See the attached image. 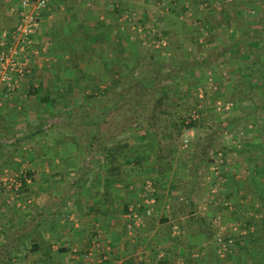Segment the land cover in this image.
<instances>
[{"label":"crops","instance_id":"1","mask_svg":"<svg viewBox=\"0 0 264 264\" xmlns=\"http://www.w3.org/2000/svg\"><path fill=\"white\" fill-rule=\"evenodd\" d=\"M20 1L0 0V36L3 31L11 30L17 23L19 19L17 9ZM47 1L48 8L43 12L35 32L40 57L34 64L29 80V83L34 84L33 89L38 92L34 94H41L43 97L39 105H34L30 98L33 90H27V92L20 91L13 99L0 101V135L14 136L17 142L24 144L30 142L37 149L35 154L25 152V149L21 147L15 150V153L14 151L10 153L9 148L13 149V147L8 144V140L7 145L0 148V171L8 164H11V168L14 169L24 166L33 177V183L26 185V190L23 191L19 200L20 203L22 202L21 206H18L16 202L10 205L6 203L0 205V264H159L162 259L171 260L169 255L172 247L176 248L178 255L182 258L180 264H184L183 257L193 245L201 250L204 248L201 247L203 242L206 245L209 243V241L206 242L204 236V227L207 226L206 223L211 226L213 222L211 223V219L207 222L208 217L223 211L227 212L224 214L225 217L230 218L240 210L247 215L241 214L245 218L244 224L250 217L253 218V214L260 210L258 208L260 203L256 204L255 200V205L253 204V191L259 193L261 184H264V166L261 167L263 173L257 176L260 180L258 179L259 181L253 184L255 182L253 174H257L254 170L258 166L254 159H257L260 154H262L260 156L264 155V152L249 151L253 147L251 146L253 145L252 140L258 142L256 136L245 140L246 144L244 143L242 150L235 152L232 157V161H235L233 163L239 166L244 165L250 170L249 177L251 178L238 176L235 170L237 164L227 168L222 166L215 178L207 180L209 187L203 202H199L195 194L197 190L194 184L195 178L191 179L190 184L188 182L185 184L182 180L183 177L186 178L184 170L178 172L176 166L172 168L171 159L173 157L162 156L158 146H154L152 141H149L151 144H146V141L141 142L144 148L148 149L146 153H142L145 154L143 162L138 163L134 160L137 154L135 149L121 154V160L131 163L122 164L121 176L116 177L108 175L107 160L99 157L98 153L91 157L85 152L84 156H87L89 160L87 169L90 171L81 181L82 188L79 191L81 190L82 193H77L74 185L76 178H72L71 174L79 176L83 172L82 164L80 162L77 166L75 164L76 160L83 158L80 156L83 152L76 150V143L70 137L80 140L81 136L77 137V134L73 133L64 136V133L60 132L62 120L53 118L48 121L45 119L47 116L44 111L45 107L41 104H45L44 96L47 95L48 80L52 75L48 79L44 72L48 66H57L63 62V71H55L54 83L65 75L69 80L76 79L77 72L82 69L86 70L88 75L92 74L93 70L88 69L86 65L104 62L103 58L99 59L101 54L96 55V51L92 49L96 47L93 42L95 33L99 36L102 34V31L100 33L94 29V25L99 22L104 23L99 28L104 29L105 34L107 33L108 42L101 43L98 49L107 57L111 46L117 45L120 41L118 33H121L123 29L121 26L117 28V23L119 24L125 7L121 0H109L108 6L105 2L98 5V2L93 0ZM175 1L177 4V0ZM179 1L182 5L180 16L183 23L190 21L195 24V27L198 25H201L203 29L207 27L209 38L205 40L206 43L210 48H220L215 54L222 52L224 46H231L221 56L226 55L231 58L233 64L236 58L240 57L238 54H243V50L249 49L248 41H251L246 40V37L242 38L240 30L250 33L254 38L256 31L260 32L264 29V23L256 21L255 18L258 15L260 18L264 17V11L261 10V7H264V0ZM97 5L102 9L107 8L109 13L103 10V15L92 22L94 9L97 10L94 7ZM110 6L112 8H109ZM87 9L88 12H84ZM113 15H115L116 23L114 19L111 21L110 16ZM62 25L65 27L64 35L69 34L68 42L72 46H68L71 50L64 54L60 50L67 42L58 47L55 46V39L60 33L58 28ZM235 31H239V34L233 35ZM74 38L81 40L80 46L72 41ZM246 53L241 56V60L245 58L242 61L248 63L253 58L254 61L256 52L248 50ZM232 63L229 62L228 66L233 65ZM255 73L257 81L264 79V66L258 68ZM90 76L103 75L99 72L97 75ZM257 81L255 83H258ZM259 83L261 85L262 81ZM75 89L72 87L71 93L74 94ZM45 105L48 106L47 103ZM28 126L35 128L41 126L44 130L36 133L33 130V133L32 130L27 129ZM21 127L24 129L20 131L26 136L22 138L23 140L20 138L22 133L19 134L18 131ZM4 138L6 139L5 135ZM16 140L10 141L16 142ZM259 142H262L261 139ZM226 149L230 152L236 148L234 145H229ZM127 155L129 158L124 159L123 157ZM10 156L16 161L19 156L25 157H22L21 162L7 163L6 158ZM145 172L152 173L156 182L157 179L161 180L164 177L165 181L161 182L166 184L158 188L153 214L149 216L145 215L146 208L143 209V203H145L143 174ZM225 173H227L226 176H224ZM228 175L231 178L227 177ZM223 203L228 205L224 207ZM186 206L198 215L193 222L200 223L201 227L187 232L189 239L187 238L183 244L181 240L183 241L184 237H181V234L184 230L186 232L192 222V220H186ZM249 208L255 212L250 211ZM48 209L53 212L47 217L45 212ZM135 214L143 215L145 226L135 228L134 234H131L129 227L134 224ZM35 227L36 229L33 230L32 228ZM176 227L179 233L181 231L178 235L175 234ZM244 229L248 230V228ZM97 242L99 246L96 247ZM249 248H251L250 245ZM252 252L254 257L259 255L258 261L264 264L262 261L264 257L260 252L255 253L254 250ZM244 259L245 255L242 253L240 262L245 263L246 259Z\"/></svg>","mask_w":264,"mask_h":264},{"label":"rangeland","instance_id":"2","mask_svg":"<svg viewBox=\"0 0 264 264\" xmlns=\"http://www.w3.org/2000/svg\"><path fill=\"white\" fill-rule=\"evenodd\" d=\"M93 1L98 2V5L101 2H105L106 6H108L109 4V0ZM121 2H123L125 8L124 11H122V13L124 14L120 16L121 20H119V24L117 23V28L118 26L119 28L121 26V28L123 29L121 30V33H118V35L120 36L119 44H121L122 46H128L129 49L137 47L142 52V55L140 56V66L138 65L139 67H136V75H138V73L142 70L141 68H143L144 66H148L147 59H149V56L152 55V53L156 54V56L158 57H165L167 65L169 66L168 63H170L171 58L177 62L184 61L185 59L198 62L202 61L209 54L215 53L217 50H220V48H210L206 43L205 40L209 38V35L207 34V27H204V29L201 28V25H196L197 27H195V24L190 21H186L185 24L183 23L181 16L178 15L182 13V5H180L181 1L179 0H177V4H175V0H121ZM257 4L259 5V3ZM98 5L94 7L97 8V10L95 11L94 9V13L92 14V22L94 21V19H99V17L103 15V10H106V12L109 11L107 8L102 9ZM109 8L112 7L110 6ZM84 12H88V9ZM183 12L185 13V10ZM42 15L43 13L39 16V24ZM110 18L111 21L112 19H114V22L116 23L115 15L110 16ZM255 18L256 21H260L261 19L259 15ZM168 31L171 32V36L166 34V32ZM169 38L171 44L166 51L164 50V46L168 44L167 42ZM33 39L35 42L34 47L38 51L37 53H33L30 60V71L24 78V80L26 81L25 92H27V90H34V84L32 82L29 83V80L31 78L32 70L35 66L34 64H36L37 58L40 57L39 47L38 43L36 42L37 39L35 34ZM262 44H264V42H262ZM246 51H248V49L242 51L244 55L247 54ZM97 54H101L102 58L104 59L110 58L108 57L109 55H107L106 57L104 52H101L100 49L96 50V55ZM243 54H238L240 57L236 58L234 64L232 63L231 58H228L226 55L224 57L220 55L217 59H214L209 66L202 67L201 65L196 64L195 66H192L189 72L178 75V77L174 78V80L171 79L172 84L168 87L170 88V96L165 99L164 107L167 108L168 106L172 114L162 115V117L157 120V124L161 125L158 130L159 135H157V138L150 135L147 140H144L141 138V136H149L146 134V130H140L139 132H136L135 130L133 131V129L130 131H125V133L120 137L124 140L129 139V143L132 146L134 144L138 147L143 146L141 143L142 141H146L147 144L150 143V138L156 139V142H154V144H156V146L160 148V154L162 156L164 155L165 157H173V159H171L173 162L172 168L176 166V169L178 168V172H183L184 170L186 178L183 177L182 180L185 181V184L187 182L190 184L191 179L195 178L194 180L196 182L194 184L197 186L195 194L196 196H198L199 202H203L204 195L206 194L209 187L207 180H212L213 178H215V176L218 175L217 173L221 171L222 166H225V168L233 165L236 166L237 163H233L235 161H232V157H234L235 152L242 150L245 140H249V138L253 139L252 137L256 136L258 142L252 140L253 145L251 146L253 147H251L249 151H260L261 153L264 152V79L258 81L256 80V71H253L252 66L249 65V63L253 61V58L251 62L246 63V61H242L245 60V58L242 57L243 59L241 60V56H243ZM136 58L137 59L134 60V63L137 65L138 56H136ZM83 60L86 61L85 58H83ZM229 62L233 65L229 64L228 66ZM63 64L64 63L62 62L57 66H48L46 68L44 75L47 78L52 75L50 79L48 78L49 83L54 82V77H56V70H58L59 72L63 71ZM76 64H78V62ZM91 64H87L86 67L93 70L92 74L97 75L99 74V72H101V75H107L103 64ZM60 66H62V68H59ZM82 66L84 67V64H82ZM168 66L165 67V72H169V70H171V67ZM258 68L259 67H256V70H258ZM61 79L68 80L66 75L63 76V78L61 77ZM173 81H175L176 84H174ZM249 81L250 83H248ZM256 81L258 83H255ZM261 81L262 84L260 85L259 82ZM106 82L109 83L110 81L106 80L105 82H101L100 85L102 88L106 86ZM164 82L165 84L163 85H166V81ZM74 92V94L71 93V95H69V102H65L67 101V99L63 100V102H57V105L54 107V111L56 113H62L71 108L75 109L76 113L74 116V120L75 122H79L82 120L79 114L80 111L78 110L79 106L81 104L87 106L88 104L85 98L82 96L83 94H81L78 87L74 90ZM161 96H163L162 92H158L157 94L154 93L153 100H157V98ZM42 97L43 95L41 94L33 93L30 95V98H32L34 105H39V101ZM99 99L102 101L99 102ZM105 99L106 98L103 95L101 96L98 93L96 98L94 99V104L100 103V106L104 107V104L108 103ZM134 101L136 100L134 99ZM45 104L41 105L45 107L44 111H48V106ZM153 104L150 105V108L153 106ZM193 119L198 121L195 127L186 128L181 133L177 131L176 126L179 125L178 123L183 121L188 124ZM224 122H229V124L223 132L219 133L218 128ZM63 123L65 125L66 121L64 120ZM78 126L72 125L68 122L67 126L63 127L60 132L64 133V136L71 135L73 132H75V135L77 134V137L78 135L81 136L80 140L78 139L79 146L76 145V150L79 152H83V154L80 155L83 158H79V160H76L75 164L77 166L80 162L82 166H86L89 160L87 156H84V153L86 151L85 144H87L90 129H88L87 127L84 128ZM231 127H233V129ZM33 128L34 127L32 126L27 127L29 131L33 130ZM105 128L106 127L103 128L104 131ZM20 129H24V127L18 129L19 134L22 133L20 138L21 140H23L22 138L25 136V134H23ZM116 130L117 129H115L113 132H115ZM165 135H170V137L168 139L164 138ZM10 137L11 139H9V141L12 139H16L13 136ZM187 137L189 138V141L186 144L183 140ZM259 139H261L262 142H259ZM158 141L160 144L158 143ZM8 144L12 146L13 143L10 144L8 142ZM209 145H215V147L219 148L220 150L210 151L213 163H208V165L206 166L207 162L204 163L202 161V156L204 154L203 149H207V146ZM229 145H234L236 149H233L229 152L226 149ZM20 147L25 149V152H29L30 154H35L37 152V149L34 145H32V143L29 142L27 144H24L20 142V144H17L16 148H9L10 153L13 151L15 153V150H18ZM224 147L225 150L223 149ZM140 150L144 153L148 151L147 148L144 150ZM223 150L225 151V153ZM14 153H12V155ZM224 154H226V157L224 156ZM260 155H258L259 157H257V159H254V161L257 163L256 165L258 166L254 170L257 172V174H253L255 177V182L253 184L260 180L257 176L264 171V169L262 171L261 168L264 166V155ZM19 157L17 160L20 161L22 157L25 156ZM12 158V156L7 157L6 162H18L14 160V158L12 160ZM169 162L170 161L168 160V163ZM25 163L27 164L26 161ZM27 165L29 166V164ZM8 167H11V164H8L6 167L3 166L0 173ZM236 167L237 168L235 170L238 176L240 175L241 177H246L247 179L251 178L249 177L250 170H248L247 167H244V165L239 166V164H237ZM240 167L242 168L240 169ZM143 175L145 182L148 178L152 180L157 193L159 191L158 188L166 185L165 183L161 182L165 181L164 177H162L161 180L157 179L156 182L153 178L154 175L152 173L145 172ZM226 175L227 173L224 174V176ZM71 176L72 178H77V175L75 174H71ZM227 177H229V175ZM31 178L33 183V177L31 176ZM166 183L169 184L168 182ZM144 186L145 183L143 187ZM25 190L26 189H24L23 191ZM253 194L254 197H252V199H254V203H252L255 205V200L256 204L260 203V207H258L260 210H258L259 212L253 214V218H249L247 223L251 226L248 230L244 229L245 218L241 215L244 211L238 210L234 216L227 218L224 215L227 214V212H223L220 209V214L215 213V216L213 215L214 217L211 216L212 218H207V222L210 219L212 220L211 223H213L211 224V226L209 223H206L207 226L204 227V236L207 240L206 242L209 241V243L206 245L205 242H203L201 247L204 248H201V250L193 245L187 251L188 253H186V255L183 257V260L189 264H263L258 261L260 259L259 255H257L256 257L253 256L252 250H254V247L250 244H248V246L246 245L248 242L253 240L254 242H257V245L263 242L262 248H264V200L262 202L258 200V197L260 196L259 193L253 191ZM186 203L187 201L185 202V204ZM223 205L224 207L227 206L224 203ZM143 206V209H145V203H143ZM186 209V220H192V222L188 226V229H186V232L184 230V232L181 234V237H184V240H181L183 244L185 243V241H187V232H191L196 227H199L201 225L200 223L193 222L194 220H196L198 215L195 212H192L189 206ZM250 211L255 212V210L253 211V209H250ZM152 214L153 213H151L150 215ZM141 222L143 223L139 226L134 223L131 227H129L131 234H134V231L136 230L135 228H143L145 226L143 215L141 218ZM174 230L175 234L178 235L179 229H177L176 227ZM230 238L233 240L231 246H227L226 249H223L222 245L219 242L220 239H222L224 242L225 240H228ZM239 244H241V246ZM243 245H245V247L247 246V248L242 249ZM249 245L251 246V248H249ZM97 246H99V242L96 243V247ZM157 248L161 250L160 247ZM242 253H244L245 255V263L244 261L240 262ZM260 254L264 257V253L262 254L260 252ZM169 256L171 258V260H169L171 264H180L182 258L178 255L175 247L171 248Z\"/></svg>","mask_w":264,"mask_h":264},{"label":"trees","instance_id":"3","mask_svg":"<svg viewBox=\"0 0 264 264\" xmlns=\"http://www.w3.org/2000/svg\"><path fill=\"white\" fill-rule=\"evenodd\" d=\"M261 10L264 11L263 6L261 7ZM260 21L264 23V17H262ZM103 25L104 23L102 22L95 23L94 25V29L96 31L98 30L100 33L102 31V34H100L99 36L98 33H95V36L93 37V42H95L96 47L92 48L93 51H96L100 47L101 43L108 42L107 33L105 34V30L99 28ZM64 28L65 27L63 25L58 28L60 33L57 34L58 38L55 39V46L57 47L67 42L66 44H64V48L60 50L62 54L71 50L69 47H72L69 45L68 42L70 39L69 34L65 33L67 35H64ZM233 33V35H237L239 34V31H235ZM240 33V36L242 35V38L246 37V40H251L248 41V50L255 51L256 56L254 61H252L249 65L252 66L253 71L257 72L258 70H256V67L260 68L261 66H264V44L262 45V42H264V29L260 32L256 31V34L253 36L254 38H252L250 33L245 32L244 30H240ZM166 34L170 35L171 32L168 31L166 32ZM261 40L263 41L261 42ZM72 41L74 43H77V46H80L81 40L74 38ZM167 43L168 46H164V50L166 51L169 45L171 44L170 38L168 39ZM230 47L231 46H224L222 48V52H219L218 54L211 53L206 56L202 61L198 62L194 60L190 61L189 59L177 62L171 58L170 63H168L169 66L167 65L165 57H158L156 56V54L152 53V55L149 56V59H147L148 66H144L143 68H141L142 70L138 73V75H136V67L140 66V56L142 55V52L137 47L129 49L128 46H122L119 43L117 45H112L108 54V57L110 58H103L104 62H98L106 67V76H90L87 74L86 70L82 69L80 70V72H77L78 77L76 79H58L57 82L48 84L49 87L46 90L47 95L44 96V101L45 103H48L47 109L49 110L45 111V114L47 115L45 119L48 121L53 120V118H58L63 121L65 120L66 124H61V129L63 127H66L68 122L75 126L79 125L78 127H87L88 129H90V133L88 136L89 139H87V144H85V152L87 154H90L91 157L95 156V154L98 153L99 157L104 158V160H107V162L109 163L108 175L112 177H116L117 175L121 176V165L131 163L124 162V160H121V154H126L127 152H130L131 150L135 149V152H137V154L136 158L133 159L136 160V162L138 163L143 162V156L145 155H143V151L140 150L145 149L144 145L138 147L133 144L132 146L129 143V139L124 140L123 138H120L125 133V131H130L132 129L136 132H139L140 130H146V134L149 136H141L142 139L147 140L150 135L157 138V135H159L158 130L161 126L157 124V120H159L162 115L172 114L168 106L167 108L164 107L165 99L170 96V88L168 87L172 84L171 79L174 80V78L178 77V75L189 72L192 66H195L196 64L201 65L202 67L209 66L214 59H217L219 55H223L222 53L228 51ZM136 56H138L137 65L134 63V60L137 59ZM99 59L102 60L101 55H99ZM166 66L171 67V70H169V72H165L164 69ZM76 67H78L77 64L75 68ZM106 80L110 82H106V86L102 88L100 84L101 82H105ZM164 81H166V85H163L165 84ZM173 83L176 84L175 81H173ZM248 83H250V81ZM72 87H78L80 89L81 94H83L82 96L85 98L88 104L87 106L82 104L79 106L78 110L80 111L79 114L82 119L79 122H75L74 120V116L76 113L75 109L71 108L62 113H56L54 111V107L57 105V102H63V100L66 99L67 101L65 102H69L68 97H70L69 95H71ZM8 89L9 88L7 86H4L2 88V91L0 92V97H3L4 93H6ZM20 91H26L25 80L21 81L20 88L14 92L13 98L15 95L19 94ZM36 92L37 90L32 91V93ZM158 92H162L163 96L158 97L157 100H153L154 93L157 94ZM98 93L101 96L103 95L106 98L105 100H107L108 102L104 104V107L100 106V103L94 104V99L96 98ZM134 99L136 101H134ZM100 101L102 100L99 99V102ZM151 104H153V106L150 108ZM197 122L198 121L196 120H191L188 124H186L185 122L181 121L180 123H178L179 125L176 126L177 131L181 133L186 128L195 127L197 125ZM228 124L229 122H224L221 126H219L218 132H223L225 128H227ZM104 127H106L105 131L103 129ZM115 129L117 130L113 132ZM33 130L36 133L37 131L40 132L44 130V128L41 126L36 128L34 127ZM73 134H75V132H73ZM4 135L6 139H3ZM4 135H0V148L4 145H7V140L10 144L13 143V147H17V144H20V142H17L16 139V142L9 141L11 137L7 134ZM169 137L170 135L164 136V138L167 139ZM70 139L74 141L76 145L79 144L78 139H75L74 137H70ZM150 141H152L153 145L156 146V144H154V142H156V139L150 138ZM223 149L225 150V147ZM216 150L219 151L220 149L215 147V145H209L207 146V149H203L204 154L202 156V161L204 163L207 162L206 166L208 165V163L212 162L210 151ZM224 156L226 157V154H224ZM123 158L126 159L129 158V156L127 155ZM87 168V165H84L82 167L83 172L81 173V175L78 174L79 176H77L74 181V185L77 188V193L79 194L82 193L81 190L79 191V189L82 188L81 181L85 178V176H87L88 172L90 171H88ZM31 174L32 173H30V175ZM263 185L264 184L262 183L260 186V196L258 197V200H260L261 202L264 200ZM52 212L53 211L51 209H48L45 212V215L48 217L49 214ZM250 226V224L246 223L244 228L249 229ZM36 227H38L37 224ZM36 227L32 229L35 230ZM20 243L21 240L19 241V245ZM262 243L257 245L256 241L254 242L252 240L248 242V244L254 247L253 249L255 253L259 251L263 254L264 248H262ZM248 244L246 245L248 246ZM239 245L241 246V244ZM262 261L264 262L263 258ZM159 264H169V261L165 258L162 259ZM184 264L189 263L184 262Z\"/></svg>","mask_w":264,"mask_h":264},{"label":"built area","instance_id":"4","mask_svg":"<svg viewBox=\"0 0 264 264\" xmlns=\"http://www.w3.org/2000/svg\"><path fill=\"white\" fill-rule=\"evenodd\" d=\"M48 8L47 0H21L17 13L18 21L14 28L3 31L0 36V88L7 86L9 89L4 93L2 100L13 98L14 92L20 88L21 81L30 71V60L33 53H37L34 47V34L39 26V16ZM194 120V119H193ZM188 123V121H187ZM186 144L189 138L183 140ZM19 162V160H17ZM32 178L26 167L5 168L0 173V205H10L16 202L22 205L19 200L26 185L31 184ZM157 190L151 180L145 182V214L153 212V205L156 203ZM226 205H228L226 203ZM142 215H134V223L139 226ZM232 239L224 241L220 239L223 249L231 246ZM221 247V248H222ZM93 253V252H91ZM90 253V254H91Z\"/></svg>","mask_w":264,"mask_h":264}]
</instances>
